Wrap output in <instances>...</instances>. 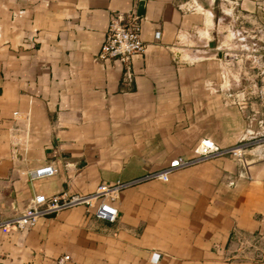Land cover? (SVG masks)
Returning <instances> with one entry per match:
<instances>
[{
    "label": "crops",
    "instance_id": "0c3cea01",
    "mask_svg": "<svg viewBox=\"0 0 264 264\" xmlns=\"http://www.w3.org/2000/svg\"><path fill=\"white\" fill-rule=\"evenodd\" d=\"M115 12L142 24L128 65L97 58ZM263 48L264 0H0V220L36 194L160 170L202 138L244 144L250 175L216 157L120 190L115 221L77 205L0 229V264H264Z\"/></svg>",
    "mask_w": 264,
    "mask_h": 264
},
{
    "label": "built area",
    "instance_id": "2783aa9c",
    "mask_svg": "<svg viewBox=\"0 0 264 264\" xmlns=\"http://www.w3.org/2000/svg\"><path fill=\"white\" fill-rule=\"evenodd\" d=\"M154 39L159 40L161 31H154ZM145 43L142 39V24L139 16L130 13L125 17L122 13L115 12L106 29L104 40L101 44L97 58L101 61H117L128 65L135 55L143 53ZM261 98L264 97V90H259ZM17 112H14L16 115ZM246 146L244 144H235L227 147L217 145L209 138H202L194 148L193 155L186 157L183 155L174 157L168 164L160 170L152 171L141 177L129 181H116L113 184H100L91 193H62L46 196L45 194L34 195L28 206L18 215L0 220V229L23 230L35 225L39 217L52 213H57L62 209L71 208L77 205H85L93 208V214L108 221H115L118 211L113 201L117 198L120 190L146 180L159 179L167 181L169 175L180 168H185L201 161L216 157L234 158L241 166L238 171V177H250L248 171V162L246 160ZM53 165L48 163L28 171L29 179L48 177L53 175ZM229 185L234 181L229 179ZM69 259L68 255H62L56 259V264H65Z\"/></svg>",
    "mask_w": 264,
    "mask_h": 264
},
{
    "label": "rangeland",
    "instance_id": "374dc122",
    "mask_svg": "<svg viewBox=\"0 0 264 264\" xmlns=\"http://www.w3.org/2000/svg\"><path fill=\"white\" fill-rule=\"evenodd\" d=\"M263 51H264V48H263ZM261 67H262V70H263V73H262V79H263V82H264V55L263 57L261 58V63H260Z\"/></svg>",
    "mask_w": 264,
    "mask_h": 264
}]
</instances>
